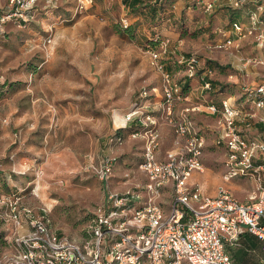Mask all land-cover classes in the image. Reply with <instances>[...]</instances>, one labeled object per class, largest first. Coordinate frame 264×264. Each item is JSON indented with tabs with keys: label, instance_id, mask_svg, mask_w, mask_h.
Segmentation results:
<instances>
[{
	"label": "rangeland",
	"instance_id": "374dc122",
	"mask_svg": "<svg viewBox=\"0 0 264 264\" xmlns=\"http://www.w3.org/2000/svg\"><path fill=\"white\" fill-rule=\"evenodd\" d=\"M213 1L162 0L163 10L141 16L122 0H94L82 11L77 0H57L55 8L38 0L33 21L9 22L0 33V194L21 193L24 204L44 216L57 234L84 241L91 215L107 196L90 166L97 167L109 153L114 117L125 113L143 88L161 90L149 46L169 39L171 56L198 53L226 66L222 74L241 72L243 62L215 49L222 38L215 31L229 30L235 17L247 22V15L233 9L231 0L214 1L229 6L207 11ZM126 29L131 32L121 34ZM230 83L234 87L222 90L234 93L240 82ZM119 147L142 154L131 138ZM119 147L113 149L116 155ZM213 156L223 169L221 153ZM145 180L139 167L115 169L109 185L124 191ZM189 183L207 190L193 178ZM244 237L228 248L234 264H264L261 245L254 248Z\"/></svg>",
	"mask_w": 264,
	"mask_h": 264
},
{
	"label": "built area",
	"instance_id": "2783aa9c",
	"mask_svg": "<svg viewBox=\"0 0 264 264\" xmlns=\"http://www.w3.org/2000/svg\"><path fill=\"white\" fill-rule=\"evenodd\" d=\"M46 1L47 7H56L57 0ZM37 2L7 0L4 6L0 0V33L9 22L25 25L33 21ZM93 2L77 0V10ZM214 6V1L209 2L206 10ZM230 6L240 15L245 13L247 22L235 17L229 30L217 28L215 32L222 38L215 49L237 57L241 43L250 40L264 51V0H231ZM148 53L160 74V101L155 100L156 91L143 88L125 113L114 117V131L106 143L109 153L97 167L90 166L107 189V196L93 212L89 236L77 241L59 235L44 216L24 204L22 197L0 195V236L5 238L0 264H234L228 248L235 247L246 233L263 242L264 252V186L260 177L264 172V142L245 139L239 133L236 123L243 111L234 98H225L220 104L205 99L190 103L166 63L182 66L184 78L199 76L202 90L211 93L214 73L198 53L171 56L169 39L149 47ZM239 61L243 66L264 64L259 59L240 57ZM243 89L249 102L264 109V80ZM182 104L187 105L179 109ZM200 112L218 118L214 144L227 151L223 178L232 181L256 176L258 183L249 193L248 203L240 202L225 187L211 197L200 185L189 183L194 173L205 169L207 137L194 119ZM159 120L173 132L171 148L164 153L160 151ZM132 123L136 126L131 127ZM120 130H128L131 139L142 140L138 167L146 180L115 191L109 183L119 159L113 149L125 141ZM260 158L261 163L256 164ZM129 177L128 173L124 176ZM166 189H171L168 208L162 204Z\"/></svg>",
	"mask_w": 264,
	"mask_h": 264
},
{
	"label": "crops",
	"instance_id": "0c3cea01",
	"mask_svg": "<svg viewBox=\"0 0 264 264\" xmlns=\"http://www.w3.org/2000/svg\"><path fill=\"white\" fill-rule=\"evenodd\" d=\"M124 1V0H122ZM217 4L218 0H214ZM134 0H128L129 9H133ZM140 4L144 5L146 2L144 0H140ZM215 4V8H218L222 5H225L224 7L229 6V3L221 4L219 2L218 5ZM140 5H136V11L143 16V12H148L146 9L140 8L138 9ZM150 9H152L150 7ZM232 52H235V49H232ZM240 56L243 59H259L262 62H264V51L261 49H258L254 46L252 47L251 43L248 41H244L241 43V49L239 50ZM237 56V55H236ZM234 57V56H233ZM234 58H238L234 57ZM240 60V57L239 59ZM203 63L206 65L207 68L211 67L214 70L213 80H214V88L213 91L216 95H212V93H207L206 91H203L201 88V81L199 76L193 80H185L183 76V70L179 66L173 65L171 62L166 63V68L174 75L175 79L178 81H181L182 86L186 88V94L189 97V101L191 104H199L204 99L208 101H214L218 104L221 103V101L225 98L231 97L234 98L239 105L242 107L243 114L242 116L237 120V128L239 133L248 140H257L264 142V109H257L251 102H249L246 99V96L242 92L241 89L245 85H258L260 82L264 80V64L263 65H250V66H239L241 69V72H238L237 75H230L228 74H222L215 68V62L211 56H208L207 58L202 59ZM194 80L196 82H194ZM230 82H240V85L237 86L236 91L234 93H230L228 91L220 92L221 88L226 85H232ZM234 87V86H232ZM156 101H160V93L159 91L156 92ZM194 99H197V101H194ZM187 104L179 105V109L182 106H185ZM122 115V114H121ZM194 119L196 123L201 127L203 133L207 137V148L204 153L203 157V163L205 166V169L202 173L196 172L194 173V176L192 178L195 181H198L200 184H204L206 187V192H204L205 195L214 197L218 193L219 186L224 184L227 189H229L234 196L242 203H248V196L249 193L256 187L258 181L256 176L251 175L248 177H241L234 179L228 183L223 182V172L224 166H225V160L227 157V151L225 147H217L214 144V139L216 137V133L214 131V128L217 124V116H212L207 113H195ZM136 126L135 123L131 124V127ZM158 129L161 132L162 135V144H161V153H164L166 150L171 148L172 141H173V132L171 128L161 122L159 120ZM129 137V132L126 131L125 139ZM141 142H137L136 139H131V143L134 144V146L143 145L142 140ZM133 148V147H132ZM118 151V163L115 166V169H135L138 168V165H136V160L139 158V154L142 157L141 153H132L130 150H124L120 149ZM215 151L218 153H221V162H223V169L222 167L218 168L217 164H215V158L213 154H215ZM141 152V151H140ZM140 157V159H141ZM256 164L261 163V158L259 160H255ZM135 167V168H134ZM261 183L264 186V172L261 174ZM126 179V178H124ZM124 179H121L124 180ZM200 179V180H199ZM126 185L127 183L124 182ZM202 184V185H203ZM171 199V189H166L163 193V199L162 204L165 208H168V203ZM264 223V220H263ZM245 236V237H244ZM242 237H244L245 241H247L248 244H250L252 247H258L261 245V241L258 240L255 236H252L250 234H244ZM241 237V238H242ZM240 238V239H241ZM260 255L264 259V253L261 251V247L259 248Z\"/></svg>",
	"mask_w": 264,
	"mask_h": 264
},
{
	"label": "trees",
	"instance_id": "16d2710c",
	"mask_svg": "<svg viewBox=\"0 0 264 264\" xmlns=\"http://www.w3.org/2000/svg\"><path fill=\"white\" fill-rule=\"evenodd\" d=\"M133 1V0H132ZM145 1V0H144ZM123 2V4L125 5V7H127L128 9H129V5H128V0H124V1H122ZM147 3V2H146ZM133 4V9L131 10V9H129V11L130 12H132V13H137V14H139L138 13V11H136V5H140L139 7H138V9H140V8H143V9H146V11H148L147 13H149V12H152V11H154V12H156V10L157 9H164V6H163V3H162V0H160V3H159V7H158V4H157V0H155V3L153 4V5H150V4H144V5H141L140 4V0H134V3H132ZM150 7L152 8V9H150ZM144 13H146V12H143V14ZM121 32V34H129L130 32H131V29H126V30H121L120 31ZM158 42L159 41H156V43H154L153 45H157L158 44ZM149 47H151V46H149ZM188 54V53H187ZM180 68H182L183 69V67L182 66H179ZM213 72H214V70L211 68V67H209ZM215 68H216V70H218L219 72H221V73H223V72H225L226 71V69H227V67L226 66H222V65H219L218 63H215ZM185 80H193V79H187V78H185ZM180 83H181V81H179ZM182 84V83H181ZM212 85H213V88H214V80H212ZM232 85H226V86H224V87H222L221 88V90H220V92L219 93H221V92H224L223 90H225V88L226 89H228V87H231ZM183 87V86H182ZM223 89V90H222ZM186 88H184L183 87V92H184V94H186ZM242 90V92L244 93V89H241ZM212 93V95L214 96V95H216L214 92H211ZM214 102V101H213ZM216 103V102H215ZM218 104V103H217ZM126 131H128V130H120L119 131V133L120 134H122L124 137H125V134H126ZM21 193H17V194H15V195H18V196H20L21 197V195H20ZM0 195H11V194H0ZM92 217H93V214L91 215V218H90V221L92 220ZM90 223V222H89ZM89 236V233H88V231H87V237ZM257 238V237H256ZM258 239V238H257ZM259 240V239H258ZM261 241V240H260ZM4 242H5V238H4V235H1L0 236V245H4ZM239 245V242H238V244L235 246V247H237ZM263 242L261 241V251L263 252ZM264 253V252H263Z\"/></svg>",
	"mask_w": 264,
	"mask_h": 264
}]
</instances>
